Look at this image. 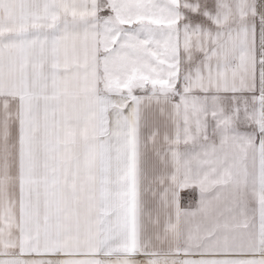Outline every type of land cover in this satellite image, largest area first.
<instances>
[{"label":"snow or ice","instance_id":"snow-or-ice-1","mask_svg":"<svg viewBox=\"0 0 264 264\" xmlns=\"http://www.w3.org/2000/svg\"><path fill=\"white\" fill-rule=\"evenodd\" d=\"M0 264H264V0H0Z\"/></svg>","mask_w":264,"mask_h":264}]
</instances>
